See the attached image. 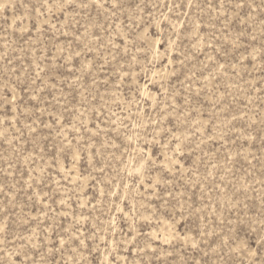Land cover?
Returning <instances> with one entry per match:
<instances>
[{
	"label": "rangeland",
	"instance_id": "374dc122",
	"mask_svg": "<svg viewBox=\"0 0 264 264\" xmlns=\"http://www.w3.org/2000/svg\"><path fill=\"white\" fill-rule=\"evenodd\" d=\"M0 264H264V0H0Z\"/></svg>",
	"mask_w": 264,
	"mask_h": 264
}]
</instances>
